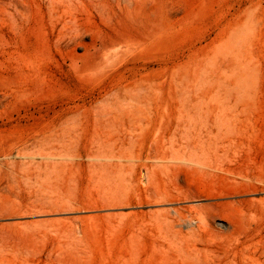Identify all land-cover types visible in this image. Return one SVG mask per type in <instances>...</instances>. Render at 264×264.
Instances as JSON below:
<instances>
[{
  "label": "rangeland",
  "instance_id": "obj_1",
  "mask_svg": "<svg viewBox=\"0 0 264 264\" xmlns=\"http://www.w3.org/2000/svg\"><path fill=\"white\" fill-rule=\"evenodd\" d=\"M109 4L103 32L161 35L94 72L46 0H0V264H264V0ZM158 72L142 120L96 113Z\"/></svg>",
  "mask_w": 264,
  "mask_h": 264
},
{
  "label": "bare ground",
  "instance_id": "obj_2",
  "mask_svg": "<svg viewBox=\"0 0 264 264\" xmlns=\"http://www.w3.org/2000/svg\"><path fill=\"white\" fill-rule=\"evenodd\" d=\"M120 1H124V2L141 1L144 7L147 6V0H120ZM46 2L48 6L47 8L49 9L47 10L49 11L48 15H50L49 18H51L52 20L51 24H53L51 30L53 29V27L56 29V32L58 34L57 35L58 39L56 38V40L57 41L59 40V43H62V46L66 50H69V53L70 51L74 52L75 48L78 45L84 44L83 41L85 36H89L91 38L90 45L86 46V54H85L86 60L84 59V61L87 62L88 69L92 71L94 70V72L97 71L102 65L108 64L111 59L117 58L122 52H124L121 49V47L123 46V45L121 46L123 36H125V38L127 37L130 40L131 39L129 38L131 37L130 34L136 32L135 34L140 36V41L142 42V44H144L146 43V39L150 34H154L157 37H160L161 35L160 22L156 20L154 24H151L150 19L147 17L145 19L142 18L140 20L139 23L141 27H139V25L133 24V27H135L134 28L135 31L134 30L130 31V29L132 28L131 27L128 30V33L126 34L123 33L124 29L120 27L113 28L112 32H103V30H101L102 28L101 29L97 28L90 19L92 15V10H95L101 17L110 16V14L114 13V9L110 6L109 0H46ZM121 12H122L121 17L125 20L127 16L125 18L124 13L128 12L127 7L125 8L124 6L123 9H121ZM81 13H86L88 18H82L84 16H81ZM118 23L120 25H124L127 22L123 20H119ZM143 28L144 30L142 31ZM124 46L128 47L126 44ZM72 64L77 69L82 68L81 66L78 65V62L76 60H73ZM34 73H35V69H32L30 73L28 74L25 73L27 76L24 74L26 76L25 79L28 80L25 84L26 87L21 86L20 91L26 92L28 89V85L33 86ZM89 73H91V71ZM161 91L162 88H161L160 72H158L156 80H153L151 82L148 81L146 84L143 83L142 79L135 78V80L132 82L108 90L106 92L107 95L106 98H109L110 101L105 103L104 105L103 104L98 105L95 111L97 110L96 113H98L99 116L103 115L102 118H104L106 116H110V114L105 116L104 114L106 113L116 112V111L126 112V110L128 109L127 111H130L128 112V114H133L131 115L132 118H136L137 121H140L142 120L141 117H143L141 115L144 114L142 108H140V104H143L145 101L150 102L151 100H154L156 103H158L161 99ZM95 107L96 106H94V108ZM139 112H141L140 115H138ZM92 113L94 112L92 111ZM76 115H74V117ZM114 116L115 115H113V118ZM77 117L78 116H76V118ZM73 120L74 118L71 120V122ZM41 140L42 141L46 140V137H42L39 141ZM36 142H37V138L34 137L32 142L29 141L28 143L33 145L36 144ZM32 147H35V145H33ZM24 148H27L26 143L24 145Z\"/></svg>",
  "mask_w": 264,
  "mask_h": 264
}]
</instances>
